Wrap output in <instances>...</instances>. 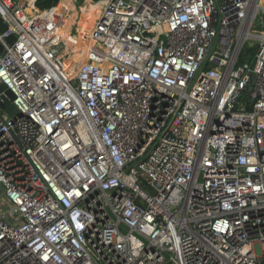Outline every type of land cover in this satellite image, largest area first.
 <instances>
[{"label": "built area", "instance_id": "1", "mask_svg": "<svg viewBox=\"0 0 264 264\" xmlns=\"http://www.w3.org/2000/svg\"><path fill=\"white\" fill-rule=\"evenodd\" d=\"M60 1L0 0V264H264V0L95 1L83 84Z\"/></svg>", "mask_w": 264, "mask_h": 264}, {"label": "bare ground", "instance_id": "2", "mask_svg": "<svg viewBox=\"0 0 264 264\" xmlns=\"http://www.w3.org/2000/svg\"><path fill=\"white\" fill-rule=\"evenodd\" d=\"M75 4L76 0H61L55 14L40 15L39 18H48L52 26L55 25L56 39L63 42L61 52L66 74L68 77L80 76L83 84L96 72L95 64L87 59L94 57L88 50L92 42L91 31L96 17L100 14V3L83 0L79 7ZM73 16L74 20L70 21ZM71 25L74 27L71 28Z\"/></svg>", "mask_w": 264, "mask_h": 264}, {"label": "water", "instance_id": "3", "mask_svg": "<svg viewBox=\"0 0 264 264\" xmlns=\"http://www.w3.org/2000/svg\"><path fill=\"white\" fill-rule=\"evenodd\" d=\"M82 2V0H76L77 4H80ZM7 25L2 21V19L0 18V33H3L7 30ZM15 39L14 35H8L5 40L7 43L11 44ZM4 50L2 48V46L0 45V54H3ZM5 91L7 97L1 96L0 98V109H4L5 111H10L14 114L18 113L19 111L13 106V104L10 102L13 99V94L5 88V85H0V93ZM1 191H3L2 188H0Z\"/></svg>", "mask_w": 264, "mask_h": 264}, {"label": "trees", "instance_id": "4", "mask_svg": "<svg viewBox=\"0 0 264 264\" xmlns=\"http://www.w3.org/2000/svg\"><path fill=\"white\" fill-rule=\"evenodd\" d=\"M59 0H36V6L38 10H49L54 8V6L57 4ZM98 1V0H95ZM57 7V6H56ZM56 8L53 13H47V14H55Z\"/></svg>", "mask_w": 264, "mask_h": 264}, {"label": "crops", "instance_id": "5", "mask_svg": "<svg viewBox=\"0 0 264 264\" xmlns=\"http://www.w3.org/2000/svg\"><path fill=\"white\" fill-rule=\"evenodd\" d=\"M40 15L48 16L49 14H47V13H41V14H39V16ZM7 207H8V202H7L6 198L4 197L2 191L0 190V217L1 218H4L5 217V213H6Z\"/></svg>", "mask_w": 264, "mask_h": 264}, {"label": "rangeland", "instance_id": "6", "mask_svg": "<svg viewBox=\"0 0 264 264\" xmlns=\"http://www.w3.org/2000/svg\"><path fill=\"white\" fill-rule=\"evenodd\" d=\"M82 1H83V0H82ZM93 1H95V0H93ZM80 4H81V3H80ZM80 4H77V3H76L75 5H76V7H77V6L79 7ZM66 6H67V5H66ZM67 7H68V6H67ZM57 8H58V5H57L56 9H57ZM71 12H72V11H71ZM74 18H75V17L73 16V18H71L70 21L74 20ZM71 28H73L72 25H71ZM253 248H254V250H255V252H256L257 254L260 253L261 247H260V244H259L258 242H255V243H254Z\"/></svg>", "mask_w": 264, "mask_h": 264}]
</instances>
